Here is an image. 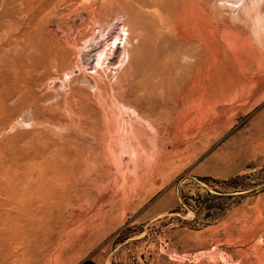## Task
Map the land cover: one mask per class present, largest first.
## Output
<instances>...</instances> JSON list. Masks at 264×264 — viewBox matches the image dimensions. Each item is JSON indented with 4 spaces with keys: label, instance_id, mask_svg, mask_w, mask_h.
Instances as JSON below:
<instances>
[{
    "label": "rangeland",
    "instance_id": "rangeland-1",
    "mask_svg": "<svg viewBox=\"0 0 264 264\" xmlns=\"http://www.w3.org/2000/svg\"><path fill=\"white\" fill-rule=\"evenodd\" d=\"M0 264H264V0H0Z\"/></svg>",
    "mask_w": 264,
    "mask_h": 264
},
{
    "label": "bare ground",
    "instance_id": "bare-ground-1",
    "mask_svg": "<svg viewBox=\"0 0 264 264\" xmlns=\"http://www.w3.org/2000/svg\"><path fill=\"white\" fill-rule=\"evenodd\" d=\"M119 38L121 39L120 35H117V37H116L115 41H113V43H116L117 40H118ZM113 39H114V38H113ZM128 40H129V39H128V37H127V38H126V41H128ZM111 41H112V40H111ZM126 41H125V42H126ZM112 45H113V44H111V48H110L109 50L107 49V46H106V47L103 46V49H101L100 47H99V48H98V47H95V48L92 47V48H93V49H92V52H93V53H92V52H91V53H92V54L96 53V59H97L99 62H102V61H103V58H106V56H107V57H110V56H114V55L120 53V47H119V44H118L117 46L115 45L116 48H113ZM91 46H93V45H91ZM121 49H122V48H121ZM125 49H126V48H125V45H124V46H123V50L125 51ZM90 50H91V49H90ZM126 53H127V52H126ZM120 54H121V53H120ZM123 54H124V53H123ZM123 54H122V55H123ZM127 54H128V53H127ZM127 54H126V55H127ZM67 55H68V54H67ZM118 55H119V54H118ZM93 56H94V55H93ZM120 56H121V55H120ZM120 56H119V57H120ZM119 57H118V58H119ZM52 58H53V57H52ZM127 58H128V56H127L125 59H127ZM67 59H68V58H67ZM106 60H107V59H106ZM121 61H122V60H120V62H121ZM104 62H105V61H104ZM111 64L115 65L116 62H114V61L112 62V61H111ZM18 194H19V193H18Z\"/></svg>",
    "mask_w": 264,
    "mask_h": 264
}]
</instances>
